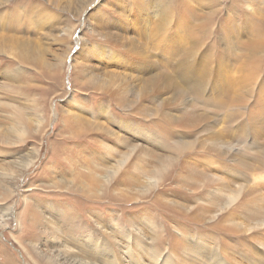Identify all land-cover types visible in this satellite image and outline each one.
I'll return each instance as SVG.
<instances>
[{"label": "rangeland", "instance_id": "rangeland-1", "mask_svg": "<svg viewBox=\"0 0 264 264\" xmlns=\"http://www.w3.org/2000/svg\"><path fill=\"white\" fill-rule=\"evenodd\" d=\"M10 207L0 264H264V0H0Z\"/></svg>", "mask_w": 264, "mask_h": 264}, {"label": "bare ground", "instance_id": "bare-ground-1", "mask_svg": "<svg viewBox=\"0 0 264 264\" xmlns=\"http://www.w3.org/2000/svg\"><path fill=\"white\" fill-rule=\"evenodd\" d=\"M1 209V208H0ZM1 211V210H0ZM2 212V211H1ZM3 213V212H2ZM11 216V207L10 208H8V210L7 211H5L3 214H1L0 215V225L1 226H3L4 224H5V222H6V220L7 219H9V217ZM19 220V219H18ZM33 223V222H32ZM84 241V240H83ZM82 241V242H83ZM86 242H87V240H86ZM44 243V242H43ZM47 244H48V242H47ZM55 244H58V241H56L55 242ZM95 244V243H94ZM83 245V244H82ZM85 246V248L83 249L85 252H88V253H90L93 257H92V259L95 257L96 259H98L97 257H98V255L100 254V257L101 258H104L105 259V261H107V259H106V256H109V254H107L106 252H104V248H102L101 246H94L93 244L92 245H84ZM83 246V247H84ZM128 249H129V247H128ZM107 251V250H106ZM98 252H99V254H98ZM129 252V251H128ZM126 253V251L123 253V254H125ZM58 257L59 258H62V259H64L65 258V256L64 255H58ZM69 259V261H70V264L71 263H73V262H76V264H78V263H82V262H77V259L75 258V257H69L68 258ZM120 259H122L123 261H124V259L125 258H123V256H120ZM109 260V259H108ZM95 261V260H94ZM135 261V260H134ZM100 262V261H99ZM108 264H115V261H114V259H113V257H112V259L111 260H109L108 262H107ZM94 264H96V263H94ZM104 264V263H103ZM134 264V263H133ZM212 264H216L215 263V261L214 262H212Z\"/></svg>", "mask_w": 264, "mask_h": 264}]
</instances>
